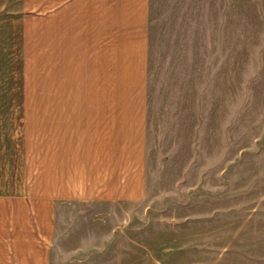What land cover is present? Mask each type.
<instances>
[{
	"label": "crops",
	"instance_id": "obj_1",
	"mask_svg": "<svg viewBox=\"0 0 264 264\" xmlns=\"http://www.w3.org/2000/svg\"><path fill=\"white\" fill-rule=\"evenodd\" d=\"M204 7L0 0V264H58L83 211L143 201L156 156L193 151Z\"/></svg>",
	"mask_w": 264,
	"mask_h": 264
},
{
	"label": "rangeland",
	"instance_id": "obj_2",
	"mask_svg": "<svg viewBox=\"0 0 264 264\" xmlns=\"http://www.w3.org/2000/svg\"><path fill=\"white\" fill-rule=\"evenodd\" d=\"M202 5L210 90L193 151L156 156L143 201L83 211L58 264H264V0Z\"/></svg>",
	"mask_w": 264,
	"mask_h": 264
}]
</instances>
